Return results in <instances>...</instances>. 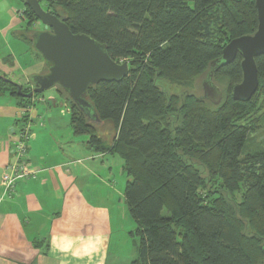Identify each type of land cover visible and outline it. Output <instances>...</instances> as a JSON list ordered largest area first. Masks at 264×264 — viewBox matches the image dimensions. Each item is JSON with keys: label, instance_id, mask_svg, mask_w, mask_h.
I'll return each instance as SVG.
<instances>
[{"label": "trees", "instance_id": "trees-1", "mask_svg": "<svg viewBox=\"0 0 264 264\" xmlns=\"http://www.w3.org/2000/svg\"><path fill=\"white\" fill-rule=\"evenodd\" d=\"M43 1L71 33L92 38L113 61L129 62L127 76L87 91L101 125L112 129L110 142L56 90L66 96L74 136L86 135L93 152L122 160L130 179L123 199L137 240L130 264H264V142L246 151L264 124V112L253 115L264 107V55L255 59L259 85L248 102L231 99L241 80L239 55L213 71L212 79L232 84L213 110L204 98L169 95L156 85L158 79L181 84L209 72L228 42L252 35L254 0ZM21 20L26 28L37 22L25 4ZM4 93L26 110L38 96L20 98L16 84L0 75ZM235 194L238 217L226 204Z\"/></svg>", "mask_w": 264, "mask_h": 264}, {"label": "crops", "instance_id": "crops-1", "mask_svg": "<svg viewBox=\"0 0 264 264\" xmlns=\"http://www.w3.org/2000/svg\"><path fill=\"white\" fill-rule=\"evenodd\" d=\"M23 10L24 7L16 12ZM30 28H26V23L13 11L3 30L7 34H15L16 29L22 33L25 30L30 40V31H34ZM9 56L15 61L13 68H8L0 59V75L20 87L33 89L30 77L46 74L43 60L36 52L21 57L12 53ZM56 92L59 105L66 109L61 113L71 112L65 99L61 98L58 90ZM7 94L9 100L0 101V135L5 134L4 138L0 137V264H122L109 252L113 235L109 208L98 204L107 200L94 196L98 182L103 185L108 180L106 178L112 177L111 168L104 166L102 159L113 156L88 149L79 152L83 146L72 132L70 117L68 142L60 144L73 145L70 152H61L57 142L52 144L54 140H48V134L37 135L28 127V123L35 125L39 120L37 126L42 125L45 130L56 127L58 122L63 123L64 120L59 118L45 117L50 112L52 114V107L58 105L52 96L48 97V103L39 100L46 104L45 115L43 110L36 109L33 116L24 121L31 134L26 145L28 162L36 172L35 176L17 181L11 194L4 192L1 172L13 160V143L18 142L15 126L22 127L21 116L26 110ZM36 97L29 104L33 110ZM29 113L28 110L27 115ZM95 159L100 161L99 165L88 163ZM98 166L100 173H97ZM129 180L126 176V183Z\"/></svg>", "mask_w": 264, "mask_h": 264}, {"label": "water", "instance_id": "water-1", "mask_svg": "<svg viewBox=\"0 0 264 264\" xmlns=\"http://www.w3.org/2000/svg\"><path fill=\"white\" fill-rule=\"evenodd\" d=\"M42 25V31L32 32L31 46L43 60L46 74L31 76L33 89L23 93L17 86V96L30 99L35 94L59 88L68 99L86 116L94 126L102 122L92 105L87 101V91L101 82H117L127 76L129 62H115L104 46L84 34H73L63 19L44 10L39 0H23ZM257 27L249 36L235 38L221 51L218 60L209 65L206 87L203 85V98L213 105H219L222 95L213 84V71L220 66L229 65L239 55L241 58V80L231 89V99L248 102L259 85L255 59L264 55V0H254ZM210 83L209 89L207 84Z\"/></svg>", "mask_w": 264, "mask_h": 264}, {"label": "rangeland", "instance_id": "rangeland-1", "mask_svg": "<svg viewBox=\"0 0 264 264\" xmlns=\"http://www.w3.org/2000/svg\"><path fill=\"white\" fill-rule=\"evenodd\" d=\"M41 5L45 8L46 7V1L41 2ZM24 7V4L20 0H0V59L1 61L9 67L13 68V64L15 61H13V58H11L9 55L12 53L14 56L21 57L25 55L26 53H35L33 51V48L31 46L30 40L28 39L27 34H25V30H22L23 33L19 30L16 29L15 34H7L5 33L3 28L8 22V19L12 15V12L14 11L16 13V16L18 17V13L21 12H16L22 10ZM25 12V11H24ZM11 13V14H10ZM34 31H32V29ZM31 33L36 32V31H42L43 27L42 25L37 21L32 24L31 27ZM18 31V32H17ZM5 33V34H4ZM30 33V34H31ZM27 59L29 57H26ZM13 61V62H12ZM208 72V69L204 71L202 74L196 76L195 78L181 84H171L167 80L164 79H158L156 81V85L159 86V88L163 91H165L169 95H177V96H184V95H193L196 98H203V82L206 80V74ZM213 84L219 89L221 95H222V100L223 102L226 98L228 93L230 92V88L232 84L224 77L220 76H214L212 79ZM23 88V87H22ZM24 91L26 90H32L30 88H23ZM56 89H52L50 91L43 92L41 95H38L36 97L37 103L34 106V110L32 108H28L26 112L28 113V110L30 111L29 116L30 118L33 116V112L38 110H43L42 114L45 115V109H46V104L50 100L48 97L52 96L54 99L55 103H58L56 107H52L51 112L49 115H46L45 117H54V118H59V120H64L63 123L58 122V126L50 128L48 130L43 129L42 125L37 126V124L40 122L37 121L35 125L33 123H28V127L30 128L31 132L36 133L37 135H45L48 134L47 138L48 140H54L52 141L54 144L55 142L58 148H61V152H70V147L73 145L67 144L66 146H61L64 143L68 142L67 134L70 133V127L68 126L69 124V117H70V112H65L64 114L61 113V111H65L66 109L62 107L60 104L59 100V95L56 92ZM59 94H61V98H64L66 100V96L58 90ZM9 96L7 93H4L0 96V101H5L9 100ZM46 99V101H45ZM63 99V100H64ZM39 100H44L43 102ZM64 100V102H66ZM67 103V102H66ZM52 102H50V106H52ZM204 105L210 109L213 110L216 108L209 100L205 99ZM262 108L261 111H257L256 114H253L254 116H261L263 115L264 112V107L260 105ZM25 112V111H24ZM260 114V115H257ZM35 116V115H34ZM36 117V116H35ZM28 118V117H27ZM252 118V117H251ZM176 122L173 118L172 122ZM65 122V123H64ZM67 123V124H66ZM179 123V121H178ZM13 124V122H12ZM175 124V123H173ZM15 126V125H14ZM32 127V128H31ZM17 128V131L19 132V128ZM52 130V131H50ZM95 132L97 131L101 137L104 138L105 142H110L111 137H112V129L110 125H98L94 126ZM0 137L4 138L5 134L0 135ZM76 138L81 141V147L82 149L79 152H82L83 150L91 151L86 144L88 141V136L86 135H80L76 136ZM30 141V139L28 140ZM263 143L264 142V124L263 121L258 124V127H256L255 132L252 134L250 137L247 146H246V151H252L257 147V144L259 142ZM29 143V142H28ZM61 144V145H60ZM84 144V145H83ZM28 148V147H27ZM93 152V150L91 151ZM94 153V152H93ZM80 158H83V156H80ZM104 161V166H108L112 170V177L106 178L105 183L101 185L99 182L97 184V187L95 189V195L96 198L103 199L105 202L98 203L99 205L105 204L109 209H108V215L110 216L111 219V230H113V235L111 237V246H110V254L112 257L116 256V259L119 260L122 264H129L133 258H135L136 251H137V240L134 236H131L130 234L134 232L135 230V223L130 217L127 206L124 202L123 199V194H124V189L126 185V173L121 170L122 169V160L116 156L113 155V157H105L102 159ZM99 160L95 159V161H88L90 165L93 166V163H97L99 165ZM198 166L202 167L199 162ZM196 163V164H197ZM121 170V171H120ZM205 170V169H204ZM100 168L98 166L97 173H100ZM103 176V174H102ZM101 178L103 179V177ZM85 178V176H84ZM83 178V179H84ZM111 184V185H110ZM100 193V194H99ZM93 202V199H92ZM240 202V195L235 194L233 197H226V204L232 208V212L236 217H238L239 212L237 208V204ZM244 233H248L247 229L243 230Z\"/></svg>", "mask_w": 264, "mask_h": 264}, {"label": "built area", "instance_id": "built-area-1", "mask_svg": "<svg viewBox=\"0 0 264 264\" xmlns=\"http://www.w3.org/2000/svg\"><path fill=\"white\" fill-rule=\"evenodd\" d=\"M22 13H18V18L22 17ZM17 135L18 142L13 143V160L1 172V184L6 194L13 192L17 181L34 177L36 173L30 168V163L28 162L29 157L26 143L31 139V134L28 127L24 125V122Z\"/></svg>", "mask_w": 264, "mask_h": 264}, {"label": "flooded vegetation", "instance_id": "flooded-vegetation-1", "mask_svg": "<svg viewBox=\"0 0 264 264\" xmlns=\"http://www.w3.org/2000/svg\"><path fill=\"white\" fill-rule=\"evenodd\" d=\"M203 85L206 87V80H205V82H203ZM209 87H211V86H210V83L207 84V88H208V89H209Z\"/></svg>", "mask_w": 264, "mask_h": 264}]
</instances>
